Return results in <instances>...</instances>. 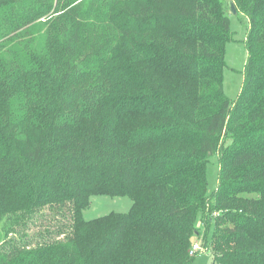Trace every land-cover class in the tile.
<instances>
[{
	"label": "trees",
	"instance_id": "obj_1",
	"mask_svg": "<svg viewBox=\"0 0 264 264\" xmlns=\"http://www.w3.org/2000/svg\"><path fill=\"white\" fill-rule=\"evenodd\" d=\"M233 2L230 100L227 0H0V264H190L199 223L211 264H264V0Z\"/></svg>",
	"mask_w": 264,
	"mask_h": 264
},
{
	"label": "rangeland",
	"instance_id": "obj_2",
	"mask_svg": "<svg viewBox=\"0 0 264 264\" xmlns=\"http://www.w3.org/2000/svg\"><path fill=\"white\" fill-rule=\"evenodd\" d=\"M227 15L230 19V29L232 32L231 40L226 43L225 48V68L223 71V92L230 99L235 100L241 89L243 72L247 60V50L245 44V35L247 33L248 21L244 14L230 12L227 9ZM219 162L218 156L214 155L209 159L207 164V183L208 192L211 194L215 191L218 182ZM131 206V200L127 196H107L94 195L91 197L90 205L83 212L85 219H92L105 215L109 212H127ZM44 214L50 215V212L45 209ZM42 222V219H41ZM53 222V221H51ZM44 224H48L47 219H43V224H37L30 229L31 234H38L46 229ZM201 231V235L195 239L196 243L201 246L203 241V227L201 223L197 226ZM53 226H50L52 229ZM209 241L211 230L206 234ZM209 251V250H208ZM206 246L196 252L190 264H211L210 252ZM190 253V252H189Z\"/></svg>",
	"mask_w": 264,
	"mask_h": 264
},
{
	"label": "water",
	"instance_id": "obj_3",
	"mask_svg": "<svg viewBox=\"0 0 264 264\" xmlns=\"http://www.w3.org/2000/svg\"><path fill=\"white\" fill-rule=\"evenodd\" d=\"M227 6H228L230 12L236 13V9H235L233 0H227Z\"/></svg>",
	"mask_w": 264,
	"mask_h": 264
},
{
	"label": "built area",
	"instance_id": "obj_4",
	"mask_svg": "<svg viewBox=\"0 0 264 264\" xmlns=\"http://www.w3.org/2000/svg\"><path fill=\"white\" fill-rule=\"evenodd\" d=\"M201 249V246L196 243V241L193 243L192 250L190 251L191 254H193L195 251H198Z\"/></svg>",
	"mask_w": 264,
	"mask_h": 264
}]
</instances>
